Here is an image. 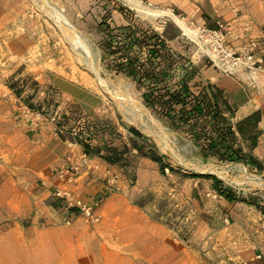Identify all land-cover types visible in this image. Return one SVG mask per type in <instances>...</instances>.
<instances>
[{
  "label": "rangeland",
  "instance_id": "rangeland-1",
  "mask_svg": "<svg viewBox=\"0 0 264 264\" xmlns=\"http://www.w3.org/2000/svg\"><path fill=\"white\" fill-rule=\"evenodd\" d=\"M56 1L49 0L85 46L74 49L35 0H0V264H119L118 257H101L98 236L91 231L121 212L133 214L141 231L135 264H264V124L258 130L260 156H254L259 170L204 159L187 127L174 129L145 107L142 91L132 78L113 71L115 57L105 48L108 29L117 28L111 21L116 10L134 29L164 38L178 55L174 76L181 78L189 68L195 76L201 70L227 75L174 20L188 11L177 0H94L88 6L97 11L92 9L89 18L86 0H62L74 14L70 19L57 5L61 0ZM254 3L248 0L245 10ZM200 4L202 16L211 22L207 28L227 24L210 21L206 10L212 4ZM125 96L129 102L116 99ZM260 114L263 120L264 110ZM41 128L67 139L69 147L79 146L83 164L101 174L88 191L93 192L90 204H96L97 222L68 208L75 202L72 194L61 198L57 191H66L47 192L27 169L30 139ZM129 128L147 139L136 140L144 152L166 158L172 170L161 172L146 153L134 150ZM85 144L94 150L126 148L123 162L110 165L101 155L87 153ZM76 167L59 171L74 175ZM213 177L222 190L230 189L234 200L214 188ZM96 201L103 207L99 212Z\"/></svg>",
  "mask_w": 264,
  "mask_h": 264
},
{
  "label": "crops",
  "instance_id": "crops-1",
  "mask_svg": "<svg viewBox=\"0 0 264 264\" xmlns=\"http://www.w3.org/2000/svg\"><path fill=\"white\" fill-rule=\"evenodd\" d=\"M177 1L184 11H188L185 18L207 27L211 22L207 17L202 16L200 3L210 2L212 5L208 6L206 13L210 21L227 22L228 30L232 33L229 44L237 49L242 45L247 46L250 42H256L257 49L254 53L257 57L264 59V1L251 0L256 3L248 11L245 10L248 0H239L238 4L233 3V0ZM93 2L94 0H86L85 6L89 7L88 5ZM57 5L66 10L67 16L73 19V12L65 9V3L62 0ZM92 9L94 8L89 7V11L86 13L89 18L93 15ZM111 21L117 27L129 25V20L124 17V14L116 10L111 14ZM207 84L214 86V88L225 94L224 99L232 111L230 122L237 142L243 148V151L252 154L253 157L260 156L262 147L260 142L256 141L255 147L251 149L248 141L244 138L254 134V130L261 129L264 124V118L262 120L260 114L264 110V75L251 73L243 67H237L228 75L201 70V73L191 81V85L194 86L192 90L196 93ZM70 97L73 99V96ZM74 99L77 100V98ZM246 119H250L252 123L257 122V128L254 129L249 122H245ZM67 143V139L52 133L50 128H41L30 139L29 146L31 149L25 160L27 169L32 172L37 181L41 182L42 186L47 187V192L53 189L63 190L72 194L75 200L79 199L84 203H90L94 196L93 192L89 194L88 191L90 186L101 177V174L95 168H91L90 165L83 164L79 146L69 147ZM69 166L79 168L74 173L75 178L72 183H66L58 179L59 169ZM98 205L99 202H97ZM102 209V204L97 207L98 212ZM104 211L106 213V208ZM136 223L138 221L133 214L121 212L114 218L102 220L101 223L93 226L91 233L98 236L96 243L99 245V249H102L101 257L105 259L118 257L119 264H135V258L138 254L135 247L136 236L141 235V231L135 228ZM108 246L111 247L110 251H108ZM39 253L35 251L34 256L39 257ZM45 256L49 257V255ZM35 259L37 260V258ZM108 264H112V262Z\"/></svg>",
  "mask_w": 264,
  "mask_h": 264
},
{
  "label": "trees",
  "instance_id": "trees-1",
  "mask_svg": "<svg viewBox=\"0 0 264 264\" xmlns=\"http://www.w3.org/2000/svg\"><path fill=\"white\" fill-rule=\"evenodd\" d=\"M106 36V51L113 55L112 69L116 74H124L132 78L137 89L142 91L145 107L161 115L174 129L187 127L190 138L199 144L200 153L204 159H212L219 163H242L258 168L259 163L250 153L243 151L237 142L234 129L230 122L232 111L222 95V91L207 84L196 93L191 81L195 77L185 71L181 78L174 76L178 65V55L168 48L164 38L157 34L142 33L130 24L127 26L110 28ZM176 78V80H175ZM255 129L257 122L252 123ZM246 136L249 147L256 145L258 130ZM133 139L132 148L139 153H146L153 161L160 165L161 172L172 170L168 163L156 152H144L143 144L147 139L135 128H129ZM87 153L101 155L110 165H118L122 161V151L111 147L90 148L84 145ZM214 188L229 201L234 200L230 189L222 190L219 181L213 177Z\"/></svg>",
  "mask_w": 264,
  "mask_h": 264
},
{
  "label": "built area",
  "instance_id": "built-area-1",
  "mask_svg": "<svg viewBox=\"0 0 264 264\" xmlns=\"http://www.w3.org/2000/svg\"><path fill=\"white\" fill-rule=\"evenodd\" d=\"M184 19L182 17L180 20L184 22L191 34L201 44L204 54L225 74H231L235 68L243 67L251 73L264 75V59L257 57L254 53L257 49L256 42H250L244 48L237 50L228 43L227 24L218 23L216 28L210 29L205 25H199L194 22L186 24ZM58 178L66 183H72L75 177L73 173L67 170H60ZM56 195L64 198L68 196V193L57 191ZM71 207H76L83 216L93 222L99 220L96 204L84 203L76 199L74 203L68 204V208Z\"/></svg>",
  "mask_w": 264,
  "mask_h": 264
},
{
  "label": "bare ground",
  "instance_id": "bare-ground-1",
  "mask_svg": "<svg viewBox=\"0 0 264 264\" xmlns=\"http://www.w3.org/2000/svg\"><path fill=\"white\" fill-rule=\"evenodd\" d=\"M36 3H39V5L46 11V13L55 20L56 23H58V27L62 29L65 38L68 40V42L71 44V46L74 49L81 48L82 46H85V43L81 39L80 35L76 32L75 28L70 24L67 17L52 3L49 2V0H35ZM146 10V9H145ZM148 10V11H147ZM145 12L147 14H151V10L147 9ZM173 16V15H172ZM174 20L178 23V25L182 28H184L186 31H190L189 28H187L178 17L173 16ZM99 84L103 86L104 89H106L105 81L99 79ZM121 101H127L129 102L130 99L128 97H118L116 98ZM134 100V99H133ZM132 104V103H131ZM133 105V104H132ZM137 109V108H136ZM145 109V108H144ZM139 110V109H138ZM146 110V109H145ZM139 112V111H138ZM148 113V111H147ZM149 114V113H148ZM142 117V116H141ZM137 118V117H136ZM143 119V118H142ZM153 120V119H152ZM142 121V120H141ZM140 122V121H139ZM154 122V121H153ZM155 124V123H154ZM159 125V124H158ZM159 127V126H158Z\"/></svg>",
  "mask_w": 264,
  "mask_h": 264
}]
</instances>
